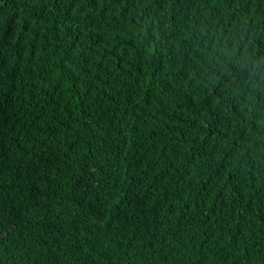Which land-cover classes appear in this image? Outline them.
<instances>
[{"label": "trees", "instance_id": "16d2710c", "mask_svg": "<svg viewBox=\"0 0 264 264\" xmlns=\"http://www.w3.org/2000/svg\"><path fill=\"white\" fill-rule=\"evenodd\" d=\"M0 264H264V0H0Z\"/></svg>", "mask_w": 264, "mask_h": 264}]
</instances>
